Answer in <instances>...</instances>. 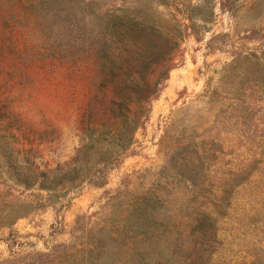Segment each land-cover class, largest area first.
<instances>
[{
    "label": "rangeland",
    "instance_id": "374dc122",
    "mask_svg": "<svg viewBox=\"0 0 264 264\" xmlns=\"http://www.w3.org/2000/svg\"><path fill=\"white\" fill-rule=\"evenodd\" d=\"M99 14L108 43L181 48L132 149L68 188L103 98L74 56ZM133 261L264 264V0H0V264Z\"/></svg>",
    "mask_w": 264,
    "mask_h": 264
},
{
    "label": "trees",
    "instance_id": "16d2710c",
    "mask_svg": "<svg viewBox=\"0 0 264 264\" xmlns=\"http://www.w3.org/2000/svg\"><path fill=\"white\" fill-rule=\"evenodd\" d=\"M96 20L99 24L94 33L95 37L102 39L101 43H76L74 56L78 66L86 65L101 78L103 98L99 95L93 98L90 107L93 127L78 153L80 167L62 174L69 182L68 188H77L76 181L81 178L83 164L89 170L83 180H90L99 166L113 163L132 149L136 133L148 120L151 103L159 94L163 82L168 80V73L175 66L172 62L181 48V43L125 42L123 29L119 30L116 26L115 32L121 36V43H108V40L104 41L106 33L101 28L104 16L96 15ZM153 74L156 78H152ZM136 216V210L132 211L130 217ZM142 220H134L128 231L132 230L143 238L152 229ZM133 244L137 248L140 243L133 240ZM93 251L89 254L95 258L90 260L100 261L105 251L103 242L96 244ZM134 253L138 250L134 249L129 254Z\"/></svg>",
    "mask_w": 264,
    "mask_h": 264
}]
</instances>
